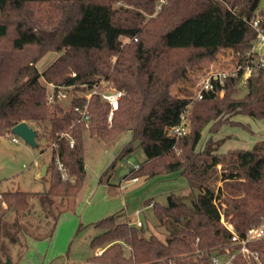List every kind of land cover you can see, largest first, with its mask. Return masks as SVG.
Here are the masks:
<instances>
[{
    "label": "trees",
    "instance_id": "16d2710c",
    "mask_svg": "<svg viewBox=\"0 0 264 264\" xmlns=\"http://www.w3.org/2000/svg\"><path fill=\"white\" fill-rule=\"evenodd\" d=\"M159 1L0 0V137L25 122L48 126L51 144H56L46 191L0 193L1 228L7 226L2 220L7 214L16 220L31 215L35 202L52 212V221L44 236L29 237L51 236L60 214L52 211L57 200H72L83 187L86 134L105 144L125 133L130 136L103 177L109 178L117 162L128 159L138 146L145 160L124 179L179 173L188 188L185 194L168 195L165 205L144 202L152 204L158 225L167 232L163 241L155 235L144 237L142 227L117 224L114 215L92 224L100 232L90 246L102 251L89 258V264H210L211 254L238 249L231 245L220 215L241 238L264 221V140L251 149L225 153H218L221 144L211 142L228 122L225 117L264 120V69L245 80L242 97L234 96L242 82L240 70L226 75L222 84L211 78L213 89L193 101L172 94L178 73H170L168 55L171 49H228L238 65L248 56L257 58L251 52L257 33L249 22L258 18L264 32L263 0H164L154 13ZM49 52L59 55L39 72L37 63ZM101 79L124 92L118 110L108 123L109 106L93 95L89 121L81 122L74 108L86 103L84 95ZM48 84L74 87L77 95L67 109L48 103ZM183 115L189 132L170 137L168 130L178 126ZM229 123L247 130L239 122ZM209 124L210 136L197 151ZM55 159L64 166L65 179ZM217 180L223 188H215ZM247 248L264 264V239L247 243ZM231 264L256 261L234 254Z\"/></svg>",
    "mask_w": 264,
    "mask_h": 264
},
{
    "label": "rangeland",
    "instance_id": "374dc122",
    "mask_svg": "<svg viewBox=\"0 0 264 264\" xmlns=\"http://www.w3.org/2000/svg\"><path fill=\"white\" fill-rule=\"evenodd\" d=\"M157 3L154 8V13L160 10V5ZM260 7L264 9V0ZM121 42H127L128 39L121 38ZM58 53H47L38 63L37 69L43 72L50 66L58 57ZM169 70L170 73H178L177 78L172 83L171 92L177 96H185L188 98L195 97L197 85H201L206 78L212 74H229L232 73L236 61L233 59V53L228 49L212 50V49H171L169 51ZM264 81V75H263ZM246 92L244 83L238 85V91L235 97H242ZM222 92L220 97H222ZM74 95H77L74 92ZM60 105L67 109L70 106V100L63 101ZM189 111L185 113L187 117ZM187 124L186 133L189 132ZM228 122L223 124L218 131L211 136L213 145L221 144L218 153H225L229 149H251L254 143L264 140V120H255L246 116L236 115L225 117ZM229 122H239L247 127L245 130L242 127L231 125ZM30 128L36 131V147L26 144L21 138L10 134H5L0 137V193L2 192H28L37 193L44 192L48 188V169L51 158V141L49 139V127H35L27 124ZM203 130L202 138L197 146V151L202 150L209 138L208 127ZM35 127V128H34ZM122 135L116 138L111 143L105 144L102 141L93 138L89 134L84 137V162L87 172V179L93 177L98 166L104 163L107 159L112 161L117 155L120 148L128 141ZM18 139L13 142L11 139ZM133 159V162L127 163L126 159L117 162L116 168L112 172L109 183L116 187L120 183L123 170L135 169L140 166L145 155L140 147L137 146L134 153L128 158ZM109 163V162H108ZM107 163V164H108ZM106 164V165H107ZM43 165H48L47 174L41 177L39 174ZM105 165V166H106ZM221 166L217 169L220 171ZM174 174V173H173ZM171 175V174H170ZM177 174L169 178L158 176L150 179L139 178L137 182L127 181V186L122 193L126 196L127 206L122 212H117L114 215L117 224L127 223L125 211L129 215V221L132 226L136 227V222L142 223L144 237L155 235L162 241L166 239L167 232L164 228L158 225L155 219L152 208H147L144 202L153 200L162 205L166 204V198L170 194H185L188 192L187 184L182 177L175 178ZM45 178V179H43ZM107 177H103L105 180ZM174 178V179H171ZM106 181V180H105ZM88 182V180H87ZM215 188H223V182L217 180ZM81 191V190H80ZM112 193L119 191L110 190ZM58 201V200H57ZM34 203L31 210V215L19 217L17 220L14 214L10 213L2 219L7 222V226L1 228L0 225V241L4 244V248L0 247V264H19L22 258L26 259L40 253L42 244L29 249L28 237H42L49 231L50 222L52 221V212L45 210L41 205ZM63 206L57 205L52 209L55 214ZM225 221V220H224ZM225 223H228L225 221ZM138 229L140 227H137ZM72 229L69 224H64L61 227V234L56 240V244H64V251H67L64 261L60 264H89V258L96 254V249L91 248V240L99 234V230L94 227H88L77 234L75 239L71 238L67 241V235ZM30 237V238H31ZM41 241V240H40ZM48 244V243H46ZM59 246V245H58ZM60 247H58L59 249ZM29 249V250H28ZM100 249V248H99ZM28 250V252H27ZM128 251V249L126 248ZM30 254V255H27ZM28 256V257H27ZM23 264V262H22ZM36 264V259L33 262ZM58 264V263H56Z\"/></svg>",
    "mask_w": 264,
    "mask_h": 264
},
{
    "label": "built area",
    "instance_id": "2783aa9c",
    "mask_svg": "<svg viewBox=\"0 0 264 264\" xmlns=\"http://www.w3.org/2000/svg\"><path fill=\"white\" fill-rule=\"evenodd\" d=\"M163 2L164 0L159 1V3H163ZM249 24L257 33V38L253 43L251 50L252 54L256 55L257 58L248 59L249 57L248 56L247 61L244 65H238L236 63L233 72L240 70L243 71V75H242L243 83L252 73L256 72L259 69H264V32L259 27L258 18H253L249 22ZM229 74H223V73L212 74L211 76L206 78L205 81H203L200 86L197 85V89L195 91V97L192 98L193 101L201 99L202 93L204 91L213 89L210 83L211 78L214 80H218L219 84H222L223 79L226 77V75ZM81 87H85V86H81ZM74 92L75 91L73 86L56 87L52 84H48V95H47L48 103L60 104L63 101H68V100L71 101L76 96L74 95ZM93 95L98 96L102 102L106 103L109 106L107 122L111 123L114 113L118 110L119 101L124 96V92L113 88L112 85L104 79H101L96 84H93L84 95L86 99V103L82 107L74 108V111H76L79 114L81 122L86 123L89 121V113L87 107H88V101L90 97ZM184 121H185V116L183 115L180 119L179 125L168 130V135L174 138H178L180 136L185 135L187 124ZM11 140L13 142H16L18 139L12 138ZM51 147H52L51 149L56 148V144H52ZM127 163L130 162L127 161ZM55 165L57 169L60 171L61 177L65 179L66 178L65 168L62 165V163L58 159H55ZM137 168L138 166L135 169ZM150 207H152V204L150 205ZM220 222L231 233V245L232 246L237 245L238 249L236 250V252L232 253V251L228 248L225 250V254L221 256H218L217 253L211 254L209 257L210 264H231V260L234 254H241L246 258L253 257L254 260L256 261V264H262L258 260L257 256L248 250L247 243L264 239V221H262L261 224L247 230L244 237L242 238L235 233L231 224L225 223L222 215H220ZM141 226L142 223L140 221H137L136 227H141ZM100 253H101L100 251L97 252V255H99Z\"/></svg>",
    "mask_w": 264,
    "mask_h": 264
},
{
    "label": "crops",
    "instance_id": "0c3cea01",
    "mask_svg": "<svg viewBox=\"0 0 264 264\" xmlns=\"http://www.w3.org/2000/svg\"><path fill=\"white\" fill-rule=\"evenodd\" d=\"M122 135H124V134H122ZM125 135H127L125 137L129 140V137H130L129 134L125 133ZM121 148H120V150H121ZM229 150H231V149H229ZM114 158H113V160H114ZM113 160L108 161V159H107L104 163H101L98 166L94 176L93 177L91 176L90 179H87V172H86V168H85V172H86L85 173V180H84L83 187H82L81 191L72 200H62V201L58 200L56 202L57 205L59 204V205H62L63 207L59 210L60 214L57 218V221H56V224L54 226V229H53L51 236L48 238L42 239L41 241L28 237L29 238L28 243H30L29 249L31 248V251H32L33 247H36L39 244L43 245L42 250H41V248H39L41 251V254L40 253L35 254L31 258H29L27 256L28 259H26V257L24 256L19 264H22V262H23V264H33L35 259H36V264H56V263L60 264L62 261L65 260L63 257H65L66 253H67V251H64V248H65L64 244L65 243L64 244H62V243L56 244V240L58 239V237L61 234L60 229H61L62 225L69 224L72 226V229L70 230V232L67 235V241L66 242H68V240H70L71 238L75 239V237L77 236V233H76L77 229L80 225L83 226L82 230L85 231V229H87L88 227H93L92 224H94L95 222H97V221H99L105 217L115 215L117 212H121V211L123 212L125 210V208L127 206V202H126L127 199H126L125 194L122 193V190H124L126 188V186H127L126 182L127 181L137 182L139 178L136 180L124 179L123 176H125L128 173V170H126L127 173L123 174L121 176L122 179H121V181L117 187L115 185H112L109 183V180H110V177L112 174L110 175L109 178H106L105 179L106 181H105L103 179V173L108 168V166L113 162ZM126 161L133 162V159H126ZM122 172H124V170ZM122 172H121V174H122ZM174 174H177V176L175 177L176 179L178 177H180L179 173H174ZM174 174L172 173L171 175H167V176H163V177L169 178L170 176H172ZM171 179H174V178H171ZM87 180H88V182H87ZM111 188L113 190H117L119 192L118 193H115V192L112 193L110 191ZM147 208H152V207L148 206ZM125 217L127 219V223H131L129 221V215L126 211H125ZM46 243H48V244H46ZM58 247H60V248L58 249ZM28 250H27V252H28ZM99 251L101 252L102 249L97 248L96 254ZM27 255H30V254H27Z\"/></svg>",
    "mask_w": 264,
    "mask_h": 264
},
{
    "label": "water",
    "instance_id": "95a60500",
    "mask_svg": "<svg viewBox=\"0 0 264 264\" xmlns=\"http://www.w3.org/2000/svg\"><path fill=\"white\" fill-rule=\"evenodd\" d=\"M11 133L19 138H21L26 144L32 146V147H36V138H37V133L35 130H33L32 128H30L27 123L22 122L17 124L16 126H14L11 129ZM47 169H48V165H43L41 172H40V176L41 177H45L47 174ZM127 171L124 170V172H122L121 176L123 174H126Z\"/></svg>",
    "mask_w": 264,
    "mask_h": 264
}]
</instances>
